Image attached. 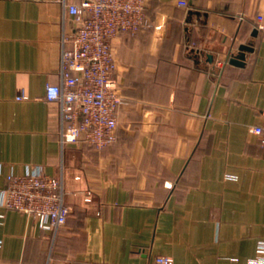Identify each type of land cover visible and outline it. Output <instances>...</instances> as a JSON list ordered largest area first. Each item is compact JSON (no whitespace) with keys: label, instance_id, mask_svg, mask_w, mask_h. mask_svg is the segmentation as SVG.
<instances>
[{"label":"crops","instance_id":"0c3cea01","mask_svg":"<svg viewBox=\"0 0 264 264\" xmlns=\"http://www.w3.org/2000/svg\"><path fill=\"white\" fill-rule=\"evenodd\" d=\"M79 0H67V3ZM145 0L113 42L117 138L62 145L64 0H0V189L63 173L67 223L0 207V264H249L264 240V0ZM262 15L263 28L258 26ZM248 44L244 65L229 57ZM20 95L24 98L19 99Z\"/></svg>","mask_w":264,"mask_h":264},{"label":"built area","instance_id":"2783aa9c","mask_svg":"<svg viewBox=\"0 0 264 264\" xmlns=\"http://www.w3.org/2000/svg\"><path fill=\"white\" fill-rule=\"evenodd\" d=\"M179 3L187 4L184 0ZM64 8L77 27L63 33L62 80L47 83L45 96L59 105L62 145L83 141L103 149L117 138L118 113L124 103L115 78L112 42L121 33H135L147 24L145 0H64ZM262 19L260 15V28ZM249 130L264 147V124L252 125ZM0 207L36 216L40 227L56 233L71 213L65 202L63 173L47 174L42 167L24 174L10 173L6 186L0 189ZM3 216L0 213V218ZM148 264L175 262L171 256L157 255ZM249 264H264V240L259 241Z\"/></svg>","mask_w":264,"mask_h":264},{"label":"water","instance_id":"95a60500","mask_svg":"<svg viewBox=\"0 0 264 264\" xmlns=\"http://www.w3.org/2000/svg\"><path fill=\"white\" fill-rule=\"evenodd\" d=\"M253 51V47L248 44H243L239 47L238 53L229 57V61L233 64L244 65L248 56V52Z\"/></svg>","mask_w":264,"mask_h":264}]
</instances>
